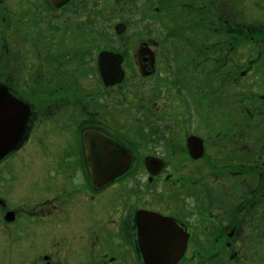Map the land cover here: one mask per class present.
Segmentation results:
<instances>
[{"label":"flooded vegetation","instance_id":"af4514ba","mask_svg":"<svg viewBox=\"0 0 264 264\" xmlns=\"http://www.w3.org/2000/svg\"><path fill=\"white\" fill-rule=\"evenodd\" d=\"M128 2L133 29L120 3V44L98 48L89 19L73 29L85 0L2 6L0 94L22 120L0 158V264H264V128L245 130L241 95L254 74L264 103V0Z\"/></svg>","mask_w":264,"mask_h":264},{"label":"rangeland","instance_id":"374dc122","mask_svg":"<svg viewBox=\"0 0 264 264\" xmlns=\"http://www.w3.org/2000/svg\"><path fill=\"white\" fill-rule=\"evenodd\" d=\"M13 1H19V0H0V12L3 13V8L2 6H6L10 2V5L13 4ZM86 5L84 6V9H81L78 12L77 15H75V21L73 23V29L75 34L84 33V27L82 28V23L86 22L88 20L90 22L91 26V32L90 36L84 37L85 40L83 41L85 43V46L89 42L91 44V47H101L103 45L104 47L106 46H117L120 44V37L116 36L113 32L114 27L116 30H120L121 26L117 23L121 21V15L122 19L127 21L130 29H133L132 24H131V18H132V13L130 12L129 5L130 2H126V0H121V5L118 2L119 0H85ZM94 5V6H99V9H88V5ZM123 4V8L121 7ZM119 5H120V11L121 15L118 16V11H119ZM8 7V5H7ZM80 15V16H79ZM122 22V21H121ZM2 22L0 21V27H1ZM62 24V23H60ZM63 25V24H62ZM62 26L59 27L60 34H64ZM131 33V32H130ZM137 37L136 36H131V35H125L122 39L123 42L128 48H134L135 44L137 43ZM255 39V37H254ZM123 45V44H122ZM253 47V46H252ZM129 48V49H130ZM251 48V46L249 47ZM7 52H6V47L1 46L0 47V83L5 82L4 79L7 77ZM254 74H249L247 78L242 77L241 80V95L243 99V108H244V116L248 117L249 114H254L253 117L247 119L245 118V130H255L258 129L255 124H257L258 127L260 125L262 128H264V118L258 119L255 114H260L261 112H264V103L263 101L259 104H253L251 103L250 97L248 95L250 94V91L252 90L251 86V79L254 78ZM256 91H259L256 87L253 88ZM255 108V109H254ZM256 133V132H255ZM261 231L264 232V225L261 227ZM255 234V242L256 245H258L262 252H264V234L261 233Z\"/></svg>","mask_w":264,"mask_h":264},{"label":"water","instance_id":"95a60500","mask_svg":"<svg viewBox=\"0 0 264 264\" xmlns=\"http://www.w3.org/2000/svg\"><path fill=\"white\" fill-rule=\"evenodd\" d=\"M107 53L108 52H101V54L98 56V64L101 70L104 72H115L117 76L109 78L108 81L113 82L114 80L119 79L122 76V70L119 68L118 65L116 67L113 65H109V63H113L114 60L111 62L110 59H107ZM11 102L9 100V97H7L4 94H0V158L8 152V150L13 145V139L18 131V128L21 124L20 119H13L11 117ZM94 145L87 147L88 149H92ZM88 154H91L88 151ZM91 177L96 181L98 176V171L95 168L89 169ZM175 259L172 258V261L175 262Z\"/></svg>","mask_w":264,"mask_h":264}]
</instances>
